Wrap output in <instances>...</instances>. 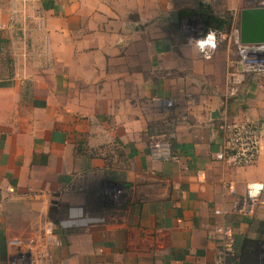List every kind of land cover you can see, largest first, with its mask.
Instances as JSON below:
<instances>
[{"label": "crops", "instance_id": "obj_1", "mask_svg": "<svg viewBox=\"0 0 264 264\" xmlns=\"http://www.w3.org/2000/svg\"><path fill=\"white\" fill-rule=\"evenodd\" d=\"M148 1L0 0V264L9 237L46 220L62 243L51 264H213L224 237L230 264H264V204L233 207L264 181V81L229 98L223 51L203 59L158 25L131 34ZM206 6L178 2L175 30L218 25ZM221 118L262 124L255 164L214 159ZM147 135H167L177 159L152 157Z\"/></svg>", "mask_w": 264, "mask_h": 264}, {"label": "built area", "instance_id": "obj_2", "mask_svg": "<svg viewBox=\"0 0 264 264\" xmlns=\"http://www.w3.org/2000/svg\"><path fill=\"white\" fill-rule=\"evenodd\" d=\"M245 7L264 8V0H244L239 10L230 9L234 12L229 21L219 13L211 12L213 16L227 22L222 26L209 25L208 21L205 26L203 21L198 20L200 18L194 21L192 27L185 28L184 23L180 25L186 41L196 48L198 55L203 59L213 58L223 44L233 50L226 63V95L229 98L243 93L247 80H264V41H240V11ZM49 43V37L45 36L46 52L49 51ZM216 129L221 134V143L214 153L215 160L223 161L230 167H246L257 162L262 143V124L259 121L221 118L216 123ZM149 148L150 155L154 158L177 159L166 140L154 141ZM260 204H264V181H253L246 185L245 193L236 199L233 207L238 212L251 213ZM6 244L7 264H51V253L62 243L52 221L46 220L38 229L32 231L28 238L9 237ZM235 257L233 239L224 237L213 264H230Z\"/></svg>", "mask_w": 264, "mask_h": 264}, {"label": "rangeland", "instance_id": "obj_3", "mask_svg": "<svg viewBox=\"0 0 264 264\" xmlns=\"http://www.w3.org/2000/svg\"><path fill=\"white\" fill-rule=\"evenodd\" d=\"M107 1L109 2L110 5H112L111 0H107ZM162 1L166 5V7H164V9H166L167 11L170 9L175 10V5L178 4V2H179V5L183 6L184 9L193 8L194 10L199 9V11H203L202 9H205L204 3H207V4H209V7H210L209 8L208 6H206V12L207 13H209V12L210 13L211 12L219 13L220 15L224 16V18L227 19L228 21L230 19H232V15H233L232 13L234 12V10H230V9L234 8V9L239 10V8L242 6V4L244 2V0H162ZM155 2H156V0H149L148 1V3H150V5L147 7L146 25L143 26L141 29H139L137 27H132L131 28V34H133V32L138 33L139 31H141V33H144V34L146 33V35L148 37H151L154 35L153 33L156 29L155 26L158 25L164 31L169 30V32L173 35H175L174 34L175 31H177L178 34L176 36L184 37V33L182 32V30H179V29L175 30L176 25L171 20V18H170L171 13H169V11L163 12L164 14H163L162 21H161L162 23L159 25L160 19L158 20V18H159L158 13L155 12V5H154ZM189 5H191V6H189ZM202 5H203V7H202ZM198 7H201V8H198ZM198 18H200V19H198ZM144 19H145V16H144ZM192 19H193V21H190V19H188V20L185 19L180 23V25H182V23H184L185 28L192 27L194 25V21L195 20L197 21V19L203 21L204 25L206 24V21L203 20L202 16H193ZM131 20L133 21V20H135V18L133 16H131ZM189 23L190 24L193 23V24L189 25ZM158 26H157V28H159ZM171 28H172V32H171ZM115 34L117 36H122L123 35V28L118 29L117 32H115ZM218 51L219 52L223 51L224 52L223 55H225L226 57L233 54V53H231V49H229V47H227V44L221 45ZM219 52H217V53H219ZM147 138H148L147 139L148 149H149L150 144L152 142L159 140V138L156 135H150V136L147 135ZM160 139L166 140L169 143L170 147H172V145H171L172 143L170 142L171 139L168 138L167 135H163V137Z\"/></svg>", "mask_w": 264, "mask_h": 264}, {"label": "water", "instance_id": "obj_4", "mask_svg": "<svg viewBox=\"0 0 264 264\" xmlns=\"http://www.w3.org/2000/svg\"><path fill=\"white\" fill-rule=\"evenodd\" d=\"M240 41H264V8L245 7L240 11Z\"/></svg>", "mask_w": 264, "mask_h": 264}, {"label": "trees", "instance_id": "obj_5", "mask_svg": "<svg viewBox=\"0 0 264 264\" xmlns=\"http://www.w3.org/2000/svg\"><path fill=\"white\" fill-rule=\"evenodd\" d=\"M210 18L212 19V21H211L212 23H216V22L218 23V25H216V26H222L224 23H227L224 20L218 19L214 16H211Z\"/></svg>", "mask_w": 264, "mask_h": 264}, {"label": "clouds", "instance_id": "obj_6", "mask_svg": "<svg viewBox=\"0 0 264 264\" xmlns=\"http://www.w3.org/2000/svg\"><path fill=\"white\" fill-rule=\"evenodd\" d=\"M212 38V36H211V34L209 35V39H211Z\"/></svg>", "mask_w": 264, "mask_h": 264}]
</instances>
